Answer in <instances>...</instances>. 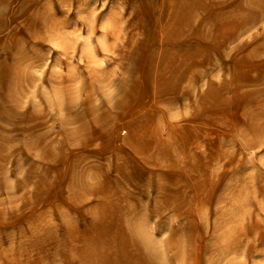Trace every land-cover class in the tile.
<instances>
[{
    "label": "rangeland",
    "instance_id": "rangeland-1",
    "mask_svg": "<svg viewBox=\"0 0 264 264\" xmlns=\"http://www.w3.org/2000/svg\"><path fill=\"white\" fill-rule=\"evenodd\" d=\"M217 1L0 0V264H128L126 214L151 264H264V18Z\"/></svg>",
    "mask_w": 264,
    "mask_h": 264
},
{
    "label": "bare ground",
    "instance_id": "bare-ground-1",
    "mask_svg": "<svg viewBox=\"0 0 264 264\" xmlns=\"http://www.w3.org/2000/svg\"><path fill=\"white\" fill-rule=\"evenodd\" d=\"M180 1V3L182 4V2L184 3L183 7L181 6L179 10H184L186 13H191V12H194V11H200L202 9V6H201V3L199 2L198 5L196 3L190 5V2H192L193 0H178ZM196 1V0H195ZM201 1H204V0H201ZM207 1V0H205ZM229 1L231 2V6L228 7V4H226V2ZM173 3V2H172ZM189 3V4H188ZM193 3V2H192ZM196 4V5H195ZM213 4L215 5V9H218V13H243L244 17L241 18L238 22V28L240 29V32H242L243 28L245 29L246 27H254L256 26L257 24H259L262 19L264 18V0H219L217 2H213ZM171 5V4H170ZM195 5V6H194ZM195 7V8H194ZM205 7V6H204ZM228 7V8H227ZM211 9L213 11V7L211 6ZM173 10V9H172ZM176 10V9H175ZM202 11V10H201ZM178 12V11H177ZM175 13V12H174ZM170 14V13H169ZM171 15V14H170ZM169 15V16H170ZM192 15V14H190ZM223 15H226V14H221L220 16H223ZM234 15V14H233ZM173 16V15H172ZM175 16V15H174ZM177 16V15H176ZM185 19L188 20L187 18V15H184ZM219 16V17H220ZM237 16V15H236ZM178 17V16H177ZM235 17V16H233ZM169 18V17H168ZM190 19V18H189ZM168 21V20H167ZM186 21V20H185ZM188 22V21H187ZM190 22V20H189ZM173 23V22H172ZM175 23V22H174ZM186 23V22H185ZM170 25V24H169ZM172 28V27H171ZM242 30V31H241ZM238 31V30H237ZM169 32V31H166V33ZM180 32V31H179ZM180 34V33H179ZM180 37V36H179ZM170 39V38H169ZM177 39V38H176ZM174 39V40H176ZM232 41V40H231ZM167 43V42H166ZM264 46V44H263ZM242 48V47H241ZM264 49V48H263ZM16 59V58H15ZM181 73L180 75L178 76V79L181 77ZM127 78V77H126ZM180 81V80H179ZM249 84V83H247ZM140 85V84H139ZM119 88H122L124 85L122 83H120L119 85ZM222 88V87H221ZM229 88V87H227ZM243 89V87H241ZM241 89V91H242ZM128 90V89H127ZM263 91V90H262ZM129 93V92H127ZM127 95V94H126ZM125 95V96H126ZM124 96V95H122ZM259 96V95H258ZM261 96V95H260ZM263 96V94H262ZM10 97V96H9ZM125 98V97H124ZM125 99H128V98H125ZM6 100V99H5ZM121 100H122V97L119 98V100L117 101L116 104H114V106L116 105L117 107L120 106V103H121ZM124 102V101H123ZM127 104H129L128 102H126ZM226 103V102H225ZM122 104V103H121ZM126 104V105H127ZM119 105V106H118ZM6 106V105H5ZM150 106V105H149ZM7 107V106H6ZM133 106H131L132 108ZM142 107V106H141ZM114 108V107H113ZM127 109L123 110L124 108H121L124 111H127L129 108L126 107ZM138 108V107H137ZM140 108V107H139ZM143 108V107H142ZM5 109V108H4ZM8 109V108H7ZM116 109V107L114 108V110ZM113 110V111H114ZM119 110V109H118ZM121 110V111H122ZM152 110V109H151ZM120 111V110H119ZM154 111H157L158 113H161L160 110H157L155 109ZM108 112V111H107ZM113 114V113H112ZM112 114H108V115H112ZM125 115V113H124ZM123 115V116H124ZM164 115V113L162 114V116ZM116 116V115H114ZM155 114H150L149 115V122H152L155 118ZM165 116V115H164ZM254 117V116H253ZM108 118V117H107ZM113 118V117H112ZM117 118V117H116ZM116 118H113L111 119V121L115 120ZM119 118V117H118ZM140 119V117H139ZM138 119V122H140ZM96 121H99V120H96ZM108 121V120H107ZM110 121V120H109ZM108 121V122H109ZM250 121V120H249ZM135 123V122H134ZM252 125V124H251ZM139 128V124H134L133 127L131 126L129 129H130V134H134L135 137L137 138L136 140L138 139H141L142 136L141 135H138L140 133V129L139 131L137 130ZM254 128V125L253 127ZM248 129V128H247ZM256 129V128H255ZM264 129V128H263ZM148 130V129H146ZM244 129H242L243 131ZM246 130V129H245ZM249 130H250V127H249ZM261 130V129H259ZM241 131V132H242ZM252 131V129H251ZM139 132V133H138ZM153 132H157L158 133V128H153ZM138 133V134H137ZM146 134V131L144 132ZM143 133V134H144ZM150 133V132H149ZM243 133V132H242ZM241 133V134H242ZM247 133V132H246ZM75 134V133H74ZM73 134V135H74ZM147 134H148V131H147ZM240 136V135H239ZM243 136V135H242ZM130 141H131V138H130ZM251 144V143H250ZM151 145L153 147V151L151 152V154H149V151L151 149ZM145 149L143 150V152L141 151V154L144 155V162L145 163H149L151 165H154L155 164V167H159V164L161 163H165L167 162L166 161V158H167V152L168 150H166L165 152L162 151V150H154L156 148H162L163 143L160 142V141H157V142H149L147 145H145ZM252 146V145H251ZM159 169V168H158ZM162 169V168H160ZM159 169V170H160ZM79 178V177H78ZM80 178H82L80 176ZM82 180V179H81ZM80 180V181H81ZM250 181V180H249ZM82 186L85 187V185L82 183ZM248 191V190H247ZM248 193V192H247ZM73 194V199L76 200V202L78 201H81V198L82 196L77 194L76 192H72ZM160 194V195H159ZM159 194L157 195L159 198L157 201L154 202V207H155V211L161 213V211L169 206H171V201H172V196H166L163 192H159ZM249 196V194H248ZM84 198V197H83ZM127 199V198H126ZM236 211V210H235ZM128 212H132L131 209L128 210ZM238 212V211H237ZM158 214V213H156ZM240 215V214H239ZM243 215V213H242ZM223 216V215H222ZM238 216V215H237ZM243 217V216H242ZM241 217V218H242ZM239 218V216H238ZM240 218V219H241ZM116 219H118V223L120 225H123L124 228H125V232L122 233V238H119V241H118V248H121L122 249V252L124 253H128V255L130 257H127V262L128 264H130L132 261H133V258L134 259H137V260H140L142 263L144 264H151V261L149 259L148 256H145V254L143 253V247H142V244L139 240V237L142 235L143 231L141 230L140 226L142 225V221H140V223L138 224V226H136L135 222H134V218L133 216H128L127 214L125 215V217H122L121 216H118ZM223 223V222H222ZM240 224V223H239ZM235 234V233H234ZM240 237V236H239ZM145 238V237H144ZM232 238V237H231ZM150 240V239H148ZM147 241V240H146ZM150 242V241H149ZM147 243V242H146ZM150 244V243H149ZM133 254H132V253ZM137 254V258H135L134 256ZM123 255V254H121ZM134 255V256H133ZM108 261L112 264L113 262L108 259ZM120 262V259L117 260V263Z\"/></svg>",
    "mask_w": 264,
    "mask_h": 264
}]
</instances>
